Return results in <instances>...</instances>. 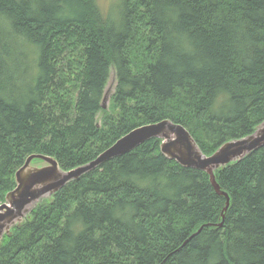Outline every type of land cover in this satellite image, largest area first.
I'll return each mask as SVG.
<instances>
[{"label":"trees","instance_id":"16d2710c","mask_svg":"<svg viewBox=\"0 0 264 264\" xmlns=\"http://www.w3.org/2000/svg\"><path fill=\"white\" fill-rule=\"evenodd\" d=\"M117 14L0 0V204L32 154L68 171L168 119L208 156L264 120V0H120ZM161 141L42 199L3 234L0 264H264V146L215 170L217 191Z\"/></svg>","mask_w":264,"mask_h":264},{"label":"water","instance_id":"95a60500","mask_svg":"<svg viewBox=\"0 0 264 264\" xmlns=\"http://www.w3.org/2000/svg\"><path fill=\"white\" fill-rule=\"evenodd\" d=\"M263 127L240 139L224 142L212 155L205 156L190 133L180 124L168 119L135 127L102 151L93 161L62 171L55 158L42 154L29 155L15 171V188L5 195L0 204V242L3 234H9L15 224L23 222L25 214L50 198L67 182L94 169L100 163L130 152L151 138H160L161 150L169 158L183 167L194 168L209 175L215 189L214 170L237 161L248 152L264 144ZM38 159L39 161H33ZM226 203V207H227Z\"/></svg>","mask_w":264,"mask_h":264},{"label":"rangeland","instance_id":"374dc122","mask_svg":"<svg viewBox=\"0 0 264 264\" xmlns=\"http://www.w3.org/2000/svg\"><path fill=\"white\" fill-rule=\"evenodd\" d=\"M96 2L104 14H110L113 17V19L117 18L118 16L117 11H118L120 0H96ZM115 82H116L115 73L113 71H110L108 82L105 86L104 93H103V99L101 102L102 106H105V107L108 106L110 96L114 91ZM100 115H101V112L98 113L97 115L98 122L100 120Z\"/></svg>","mask_w":264,"mask_h":264},{"label":"bare ground","instance_id":"6f19581e","mask_svg":"<svg viewBox=\"0 0 264 264\" xmlns=\"http://www.w3.org/2000/svg\"><path fill=\"white\" fill-rule=\"evenodd\" d=\"M107 92H108V91H107ZM103 108H104V107H103ZM98 123H99V122H98ZM153 123H154V122H153ZM173 123H174V122H173ZM263 123H264V120H262L260 123H258V124L255 126L254 130H253L251 133H249V134H253V133L256 131V129L263 127V125H262ZM148 124H149V123H148ZM177 124H178V123H177ZM183 127H184V126H183ZM184 128H185V127H184ZM133 129H134V128H132L131 130H133ZM185 129H186V128H185ZM131 130H130V131H131ZM186 130H187V129H186ZM187 131H188V130H187ZM128 132H129V131H128ZM188 132H189V131H188ZM190 135H191V134H190ZM191 136H192V135H191ZM121 137H122V136H121ZM244 137H245V136H244ZM241 138H243V137H241ZM118 139H119V138H118ZM193 139H194V138H193ZM238 139H240V138H238ZM161 142H162V141H161ZM195 142H196V141H195ZM197 145H198V144H197ZM221 145H222V144H221ZM221 145H220V146H221ZM110 146H111V145H110ZM110 146H109V147H110ZM160 146H161V143L159 144V147H160ZM220 146H219V147H220ZM261 146H264V144L261 145ZM261 146H260V147H261ZM219 147H218V148H219ZM260 147H257L256 149H258V148H260ZM107 148H108V147H107ZM218 148H217V149H218ZM217 149H216V150H217ZM216 150H215V151H216ZM253 150H255V149H253ZM253 150H251V151H253ZM103 151H104V150H103ZM160 151H161V154H162L166 159H168V160H173V159H169V158H168V157L162 152L161 147H160ZM215 151H214V152H215ZM251 151H250V152H251ZM214 152H213V153H214ZM250 152H248L247 155H248ZM202 153H203V152H202ZM213 153H212V154H213ZM99 154H100V153H99ZM99 154H98V155H99ZM212 154H210V155H212ZM42 155H43V154H42ZM98 155H97V156H98ZM204 155H205V154H204ZM210 155H208V156H210ZM205 156H206V155H205ZM208 156H207V157H208ZM51 157H52V156H51ZM53 158H54V157H53ZM34 160L37 161L38 159H34ZM34 160H33V161H34ZM38 161H39V160H38ZM92 161H93V160H92ZM233 162H235V161H233ZM58 166H59V165H58ZM225 166H226V165H225ZM59 168H60V167H59ZM219 168H222V167H219ZM219 168H218V169H219ZM72 169H73V168H72ZM61 170H62V169H61ZM216 170H217V169H216ZM62 171H63V170H62ZM214 171H215V170H214ZM14 174H15V173H14ZM14 180H15V179H14ZM15 185H16V184H15ZM211 185L213 186L212 182H211ZM216 185H217V184H216ZM217 187H218V186H217ZM14 188H15V187H14ZM14 188H13V189H14ZM214 188H215V187H214ZM13 189H12V190H13ZM7 193H8V192H7ZM7 193H6V194H7ZM222 194L225 196V202L229 204V196H228L226 193H224V192H222ZM51 196H52V195H51ZM4 199H5V198H4ZM44 199H47V198H44ZM4 202H5V200H4ZM1 204H2V203H1ZM228 204H227V206H228ZM226 208H227V207L225 206V207H224V210H226ZM31 209H32V208H31ZM31 209H30V210H31ZM30 210H29V211H30ZM28 213H29V212H28ZM28 213H27V214H28ZM27 214H25V216H26ZM25 216H24V218H25ZM23 220H24V219H23ZM218 224H219V223H218ZM220 224H222V222H221ZM16 225H17V224H16ZM198 231H199V230H198Z\"/></svg>","mask_w":264,"mask_h":264}]
</instances>
